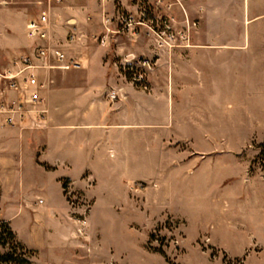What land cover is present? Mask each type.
I'll return each instance as SVG.
<instances>
[{
  "label": "rangeland",
  "instance_id": "rangeland-1",
  "mask_svg": "<svg viewBox=\"0 0 264 264\" xmlns=\"http://www.w3.org/2000/svg\"><path fill=\"white\" fill-rule=\"evenodd\" d=\"M34 4L35 0H0V7L9 5L15 11L26 12V17L37 15ZM204 5L208 10L205 15L187 6L189 16L174 5L179 10L176 19L183 21L187 17L195 22L191 32L221 34L220 40L206 39V46L232 48L229 52L206 54L209 61L217 64L203 66V77L211 82L207 89L217 98L215 117H207L205 133L184 135V150L175 156L205 161L203 174L175 183L168 195L165 191L150 195V182L136 181L125 199L128 206L120 211L105 206L104 197L90 208L91 199L65 188L66 211L57 188V174L43 172L50 167L38 161L41 168L26 167L24 176L29 180L23 186L18 183L19 189L25 191L13 194L3 157L0 224L5 222L14 233V241L31 251L30 264H264V20L247 23L252 17L264 15V0H207ZM118 7L116 2L110 8L90 3L80 8V22L89 26L87 30L95 40L100 34L107 36L106 42L117 34L128 42L146 35L155 44L146 24L136 33L119 29ZM4 11H0V29L9 20L12 31H20L23 15L10 13L7 19ZM24 30L26 33V25ZM179 47L182 45L175 48ZM31 49L30 45L25 52ZM13 54L10 48L0 47V66H6ZM187 55L183 56L185 60ZM119 60L115 66H119ZM230 63L233 66H225ZM4 142L0 147H5ZM157 156L162 160L159 153ZM213 169L215 173L211 174ZM160 189L164 190L163 186ZM32 190V201L46 198L53 211L21 213L25 193ZM40 240L42 244H38ZM12 245V240L1 239L0 254ZM32 245H38L39 250Z\"/></svg>",
  "mask_w": 264,
  "mask_h": 264
},
{
  "label": "crops",
  "instance_id": "crops-1",
  "mask_svg": "<svg viewBox=\"0 0 264 264\" xmlns=\"http://www.w3.org/2000/svg\"><path fill=\"white\" fill-rule=\"evenodd\" d=\"M132 1L61 0L57 3L50 0L52 41L64 52L79 58L82 66L38 71L39 81L45 83L40 92L41 106L46 110L42 118L30 114L21 125L13 127L4 126L0 118V146L3 141L7 143L0 147V160L5 157L13 194L24 193L18 183L23 186L29 180L24 176L26 167H42L36 161L51 168L48 172L43 170L44 173L57 174V188L66 211L65 188L91 199L90 208L99 202V197H104L105 206L120 211L128 206L125 199L136 181L150 182V195L160 191L168 195L175 183H184L203 174L207 167L205 161L200 163L197 158L175 156L177 151L184 150V135L205 133L207 117H215L217 98L207 89L211 82L203 77V66L212 62L206 54L229 52L232 48L205 45L206 39H222L220 33L207 36L191 30L187 45L171 50L157 48L146 35L128 42L117 34L101 45L97 40L101 34L95 40L87 30L89 26L80 22V8H87L90 3L110 8L116 2L119 11L134 13L138 1ZM148 1L156 6L157 0ZM205 1L184 0L183 11L189 16L188 6L197 14L205 15L208 11ZM168 2L161 0L158 11L181 23L175 17L179 10L174 5L167 8ZM34 5L38 15L48 4L47 0H35ZM3 8L7 19L10 13L23 15L22 27L17 33L12 31L9 20L0 29V36L7 38L0 37V47L10 48L16 57L26 53L25 49L33 43L24 30L27 20L33 17H26V12L15 11L9 5L0 7V11ZM257 19L264 20V15L252 17L247 23ZM71 26H75L77 38L69 42L66 32ZM246 35L248 38V33ZM230 36L232 38V34ZM128 54L155 57L157 64L147 76L146 89H138L119 76L115 61ZM186 54L187 60L183 58ZM196 55L198 58L194 59ZM212 63L217 66L216 61ZM111 90L118 94L114 101L109 98ZM158 153L162 160L158 159ZM214 173L213 169L211 174ZM162 186L164 190L160 189ZM33 192L35 190L25 193L21 213L36 215L38 211H53L46 198H39L35 204ZM5 220L11 221L10 217ZM65 235L69 237L68 229ZM32 247L39 250L38 245Z\"/></svg>",
  "mask_w": 264,
  "mask_h": 264
},
{
  "label": "built area",
  "instance_id": "built-area-1",
  "mask_svg": "<svg viewBox=\"0 0 264 264\" xmlns=\"http://www.w3.org/2000/svg\"><path fill=\"white\" fill-rule=\"evenodd\" d=\"M183 1L169 0L166 6L170 8L178 5L183 9ZM160 2L161 0H157L156 6H153L148 0H138L135 14L120 12L117 15L118 28L136 33L146 24L154 35V45L157 48L171 50L180 45H187L191 27L195 22L191 23L186 17L179 26H176L173 16L158 11L157 5ZM47 4L36 17L26 22V36L33 42L31 51L12 58L6 66H0V118L4 126L21 125L30 114L43 117L46 110L41 106L43 98L40 92L44 89L45 83L38 79L39 70H68L80 67V59L67 56L57 44L53 43L50 0H47ZM76 34L75 26H71L66 32V40L72 42L77 38ZM97 40L99 44L104 45L107 36L102 34ZM48 60H52L53 63H49ZM118 62L119 72L128 76V80L134 84L143 89L147 88V76L156 65L155 57L127 55ZM109 98L116 100L117 92L111 90Z\"/></svg>",
  "mask_w": 264,
  "mask_h": 264
},
{
  "label": "trees",
  "instance_id": "trees-1",
  "mask_svg": "<svg viewBox=\"0 0 264 264\" xmlns=\"http://www.w3.org/2000/svg\"><path fill=\"white\" fill-rule=\"evenodd\" d=\"M0 228L3 229L2 231H0V240L8 238L12 240L13 243V245L10 247V250L0 254V262L13 264H30V256L32 255L31 251L24 249L22 245H19L14 241V233L7 226V224H5V222H2L0 224ZM17 249H19L20 252H17Z\"/></svg>",
  "mask_w": 264,
  "mask_h": 264
}]
</instances>
